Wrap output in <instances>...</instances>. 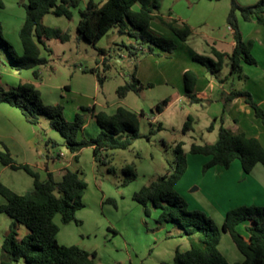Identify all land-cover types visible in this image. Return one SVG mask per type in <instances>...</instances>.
<instances>
[{
    "label": "rangeland",
    "instance_id": "1",
    "mask_svg": "<svg viewBox=\"0 0 264 264\" xmlns=\"http://www.w3.org/2000/svg\"><path fill=\"white\" fill-rule=\"evenodd\" d=\"M26 1L3 0L4 6L0 7L1 33L11 43L16 56L22 53L20 29L26 17ZM236 1L248 5L258 0ZM87 2L80 0L79 6L72 8V18L55 14L44 17L46 25L60 27L70 37L67 41L47 39V48L50 50L41 45V56L46 57L47 62L36 67L38 78L34 76L33 69H15L8 52L0 47V86L8 89L21 82L31 81L37 84L44 104L63 106L68 121H72L77 112H85L89 126L79 139L96 137L100 131L87 108H94L98 112H114L119 106L137 111L140 136L126 149L109 150L105 162L95 160L91 146L83 147L74 157L62 135L51 126L49 117L41 115L39 124L35 125L28 123L18 108L4 105L15 111L16 116H11L14 119L17 117L13 121L19 130L28 129L33 133L35 149L43 147L51 151L56 160L53 173L57 178L64 172L61 168L67 165V168L79 170L87 183L82 198L85 205L77 212L79 221L64 223L60 214L55 216L60 228V243L77 244L95 251L97 264H162L171 261L177 250L183 251L186 243L190 245V239L176 223H159L160 210L151 202L148 204L150 213L147 214L144 205L135 198V193L171 170L176 158V147L183 143L189 170L177 181L175 190L187 200L190 209L206 212L221 228L225 214L222 210L216 212L209 200L212 198L213 185L209 177L205 176L208 170L203 171L201 156L189 151L194 140L198 143L215 140L218 129H207L208 102H200L204 108L201 107L197 112L194 107L198 105L188 103L187 98L176 100L178 92L182 94L184 87L178 89L164 81L160 83V80L150 79L154 68L158 71L170 68L166 61L171 63V60L160 56L163 52L157 46H154V53L146 52L149 44L137 43L134 37L119 32L118 27L109 30L96 44L80 37L77 29L80 10L86 7ZM231 4L232 0H161V11L169 18L192 16L197 22L189 24L196 33L229 37L228 24L221 19ZM151 29L156 34L175 39L174 34L171 35L172 32L159 20L152 21ZM101 48H105L106 52L102 53ZM156 60L162 61L161 64H157ZM98 74L103 77V82L99 81ZM137 74L143 76L144 88L140 92L130 91L120 97L118 87L133 81V76L137 77ZM217 75L221 78L228 76L224 82L228 90L232 86L240 88L239 74H230L228 66L224 65ZM245 79L243 76L242 80ZM164 98H169L170 102L162 112H158L156 105ZM189 113L200 120L194 123V130L184 131ZM259 127L260 130L264 129V124L260 122ZM45 142H48L46 146ZM0 149H4L1 143ZM58 153L65 156L59 158ZM35 159L40 160L42 157L35 153ZM131 163L135 165L137 177L125 183L124 167ZM1 165L0 162V168ZM5 171L0 176L2 183L16 184L17 192L21 194L33 191L29 187L32 178L27 172ZM41 174L44 178L47 176L45 170H40ZM0 199H3L1 195ZM6 215L0 214V258L7 229ZM23 227L27 230L26 226ZM178 229L187 238L179 237ZM219 248L230 261L244 258L228 233H222ZM13 264L24 262L21 260Z\"/></svg>",
    "mask_w": 264,
    "mask_h": 264
},
{
    "label": "trees",
    "instance_id": "2",
    "mask_svg": "<svg viewBox=\"0 0 264 264\" xmlns=\"http://www.w3.org/2000/svg\"><path fill=\"white\" fill-rule=\"evenodd\" d=\"M80 0H27L25 21L20 29L22 53L16 56L11 43L1 33L0 47L10 55L15 69H34L36 78L39 72L36 67L44 65L47 58L41 56L40 44L47 48L46 40L57 38L67 41L69 33L60 27L49 26L44 23L48 13L65 15L72 18V8L78 7ZM0 0V7H3ZM238 12L246 20L254 19L264 26V0L254 4L241 5L232 0L227 17V23L234 30L236 45L232 52H222L212 48L214 57L204 54H194V59L204 64L210 72H218L223 67L225 56L229 59L230 73L243 71L242 61L256 63L249 52L248 44L244 41L239 25ZM171 15V14H169ZM159 20L170 28L181 40L187 41L192 35V27L175 18L166 17L161 11V0H88L84 9L80 10L78 32L80 37L96 44L110 29L118 27L119 32L134 37L139 44H149L146 52L154 53V46L169 53L177 49V43L172 38L156 34L151 29V22ZM50 50L49 48H47ZM142 50L143 47H142ZM102 53L106 52L101 48ZM1 59V55H0ZM92 71L96 72L95 69ZM197 73L186 70L184 73L185 90L192 103L205 102L196 91ZM103 82V77L98 74ZM144 84L134 75L133 81L118 87V94L124 97L130 91L140 92ZM238 96L245 97L255 110L257 117L264 121V110L247 90H235L226 95L227 100ZM170 102L164 98L156 105V110L162 112ZM0 103H8L21 110L25 119L32 124H39L41 115L51 120V126L64 138L69 150L77 153L86 146H93L96 161L105 162L111 149H126L140 136L139 114L127 107L119 106L113 113L90 110L100 131L96 137L79 139V133L86 122V113L77 112L72 121H68L63 113V106L44 104L37 84L31 81L21 82L17 86L4 88L0 86ZM86 110V109H84ZM214 122L209 129H213ZM162 128L160 124L159 129ZM192 128V117L188 116L183 130ZM4 149H0V161L13 169H23L34 179L33 191L21 194L0 181V194L6 202L0 204V212L13 218L8 233L2 243V257L0 264H13L23 260L26 264H97L96 252L90 251L77 244L66 245L58 240L59 225L55 216L61 215L64 223L78 222L77 212L84 207L82 200L87 187L79 170L66 168L60 178L48 172L45 179L41 178L38 170L27 163H19L9 147L0 142ZM176 158L171 164V170L151 184L143 186L135 193V198L144 205L147 214L150 213L148 204L151 202L160 210L157 221L159 223H176L183 233L190 239V248L177 250L171 261L162 264H264V205H240L226 212L221 228L206 212L190 209L187 200L175 190V184L187 169L186 154L182 144L176 147ZM190 153L210 155L211 158L203 165L207 172L211 167L220 165L228 168L235 159H239L245 172L250 173L257 163L264 165V145L255 136L245 132H234L221 125L219 137L214 143L191 145ZM125 183L137 177L135 165L124 167ZM249 224L242 229V225ZM18 224L28 228V233L19 238ZM230 234L238 250L243 254L242 260L230 261L220 250L219 243L222 233Z\"/></svg>",
    "mask_w": 264,
    "mask_h": 264
},
{
    "label": "crops",
    "instance_id": "3",
    "mask_svg": "<svg viewBox=\"0 0 264 264\" xmlns=\"http://www.w3.org/2000/svg\"><path fill=\"white\" fill-rule=\"evenodd\" d=\"M230 8L231 5L228 6L226 15L224 18L221 19V21L226 20L227 22V17ZM48 14H54V13L51 12ZM237 15H238L239 25L243 35V39L248 44L249 52L256 60V63H248L245 62L244 60L242 61L243 71L241 74L238 73L241 84L240 88H236L235 86H232V88L228 90L224 84V82L228 78L227 75L221 78L220 76L217 75V72L215 73L210 72L204 64L196 61L193 57L195 53L214 57L212 53L213 47L217 48L222 52H227V53L232 52L236 45V40L234 37V30L231 27V25H229L228 23L227 24H228L229 37L221 36L213 33H205V32L196 33L193 31L192 35L189 37L187 41H183L179 39L170 28L165 26L172 32L171 35L174 34L173 36L175 37V39L174 38L172 39L176 41L177 49L174 52L169 53L157 47L163 52L162 54H160V56H165V58L171 60L170 61L171 63H168L166 61V64H169L170 68H167L166 70L162 69L161 71H158L157 69L154 68V71H152L149 75L150 79L160 80L161 81L160 83L164 81L167 85L172 84V87H178V89L184 87V91L182 92V94L181 92H178L176 100H179L183 97L187 98L188 103L198 105L197 107H194L198 112L200 111L201 107L204 108V104L191 102L190 97L187 96L186 94L185 82H184L185 71L189 69L195 71L198 77L195 87L197 91V95L199 97L206 99L205 102H208L207 105L209 106L208 109L209 111L207 113V118H206L207 129L209 131H215L218 129V134L214 138L215 140L210 142L206 141L204 143H198L194 140L190 144V149L193 143L205 144V143L216 142L219 137L221 125H224L237 133L245 132L249 136H255L259 138L262 144L264 145V129L260 130L261 128L259 127L260 122L264 124V121L261 118L257 117L254 108L249 103H247L245 97L243 96H238L230 100H227L226 97V95L230 94L235 90H247L251 92L252 95H254L253 97L256 100V102L259 103L264 110V26L259 24L254 19L251 20L244 19L239 12ZM175 19H177L179 23L185 22L189 24L190 22H197L192 18V16L189 15H187L184 18L186 20L182 19L180 16H176ZM41 45L42 44H40V48ZM158 53L160 52L158 51ZM155 62H157V64L160 62L159 64H161L162 61L156 60ZM224 65L228 66L230 73L229 59L227 56H225L223 59V67ZM137 75H138L137 78L141 82L144 81L142 78L143 76L139 74ZM243 76H245L246 78L245 80H242ZM181 80L183 82H181ZM181 83L183 84V86ZM4 104L14 107L8 103H0V142L5 143L9 147L14 158L19 163H27L36 170H38L39 173L40 170H45L47 174L48 172L53 173V170L55 169L54 165L56 164V160L54 159L51 151L48 150L47 148L45 150V148L43 147L35 149L36 142L34 140L33 133L29 132L28 129H25L24 131L19 130V128L16 127L13 121L14 118L11 116V115L16 116L15 111L13 109H10L9 107H5ZM108 113H113V112H108ZM188 116L192 117V128L189 130H194L195 129L194 123L199 121L200 119L199 117L196 119L194 116L191 115V113H189ZM92 119L95 120L94 117ZM14 120H17V117H15ZM212 122H214V127L213 129H209V126L211 125ZM88 123H89V119L86 117V122L83 130L79 133L78 136L79 138H81V134H83L86 128L89 126ZM19 124H21L20 121ZM85 139H89V138H85ZM47 143L48 142H45V146L47 145ZM81 150L79 152H81ZM35 153L41 156L42 159L36 160ZM193 155L201 156L200 158L203 162L202 166L206 162H208L211 158L210 155H204V154H193ZM203 155L204 157H202ZM57 156L59 158H63L65 154L62 156L61 153H58ZM73 156L75 157V153H73ZM60 160L61 159H59V161ZM1 164L2 167L0 168V173H1L0 176L6 173L5 170L7 169L23 170V169H13L8 165H4L2 162ZM66 168L67 165L62 167L61 170L65 171ZM188 170L189 168L187 167L185 174L188 172ZM205 176L209 177L213 185L212 198H210L209 200L213 203V207L216 210V212L222 210V213L226 215V212L229 209L243 204L264 205V165L262 163H257L252 169V171L250 173H247L243 169L241 161L239 159H235L228 168H225L220 165H215L211 167ZM31 178L32 180L29 183V187L34 188V179L32 176ZM41 178L45 179L46 177L45 178L42 177L41 174ZM1 179L2 178H0V180ZM7 185L10 188H12L14 191L16 192L18 191L17 188L15 187L16 184H11V185L7 184ZM5 202L6 199L4 197L3 199H0V204H3ZM2 213L4 212H0V214ZM6 216H7L6 217L7 218L6 234H7L10 225L14 220L9 215ZM248 224L249 221H246L242 225V229H244L245 226ZM23 226L25 225L18 224L19 238H22L29 231L28 228L27 230H25ZM177 233L179 237L187 238L181 233L179 229ZM188 248H190V245L186 243V246L183 250H186ZM19 262L21 261H18L17 263ZM22 262L24 261L22 260ZM24 264L26 263L24 262Z\"/></svg>",
    "mask_w": 264,
    "mask_h": 264
}]
</instances>
